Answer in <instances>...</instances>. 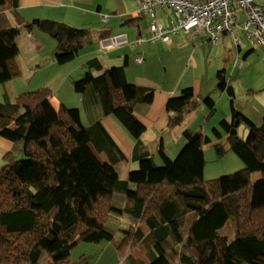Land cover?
<instances>
[{
  "label": "trees",
  "instance_id": "trees-1",
  "mask_svg": "<svg viewBox=\"0 0 264 264\" xmlns=\"http://www.w3.org/2000/svg\"><path fill=\"white\" fill-rule=\"evenodd\" d=\"M19 3L0 0V85L20 76V28L29 35L48 34L59 64L71 61L91 36L86 28L46 19L12 25ZM99 38L106 37L101 33ZM85 69L72 82L73 92L83 97L91 91L102 114L134 139L132 158L138 167L127 181L120 180L117 165L124 154L101 123L83 126L79 110L53 105L47 88L22 93L14 103L0 102V138L14 144L16 157H22L0 168V264H37L44 253L47 264H70L78 245L111 242L116 232L122 237L119 250L147 245L153 253L149 264H174L173 254L176 264H264V115L258 126L231 102L230 121L222 119L221 131L213 129L217 138L221 132L227 135V144L215 149L220 157L231 151L243 169L206 181L203 147L210 137L184 129L185 144L177 157L170 159L160 146V163H155L142 150L146 127L135 112L136 106L153 102L154 91L127 82L123 66L103 70L92 59ZM218 89L224 92L226 82L220 81ZM200 103L214 110V102L196 99L191 87L170 97L168 128L180 126ZM241 124L247 129L245 140L229 135ZM257 172L260 177L253 180ZM115 194L131 205L114 204ZM111 218H125L129 226L111 230L106 226Z\"/></svg>",
  "mask_w": 264,
  "mask_h": 264
},
{
  "label": "crops",
  "instance_id": "crops-1",
  "mask_svg": "<svg viewBox=\"0 0 264 264\" xmlns=\"http://www.w3.org/2000/svg\"><path fill=\"white\" fill-rule=\"evenodd\" d=\"M104 1L105 0H20L17 16L12 15L10 19L12 25L15 26H17L21 20L30 22L32 20L46 19L64 23L75 28H86L90 31L91 36L88 38L83 47L76 53V57L74 56L71 62L69 61L65 64H59L57 62L55 49L53 60L49 62V64L54 66L53 70L55 73H53L51 68V71L48 74H45L48 75L47 80L52 83V87H45L50 91V101L53 105L57 106L59 104H64L67 107H73L79 110L83 126L89 128L93 127L97 123H101L116 147L124 154V159L117 165V171L120 180L127 181L129 172L137 169L138 167L136 160L132 158L136 142L113 117L102 114L98 99L93 93H91V91H88L83 97L74 93L71 87L72 82L75 81V79H80L84 75L86 71L85 64L87 61L98 59L103 70L111 67L123 66L127 82L140 88L153 90V102L147 106H136L135 112L146 127V132L144 134L152 131L155 133L154 139L149 143L146 139L141 137L140 142L142 150L144 148L145 151L152 154L155 159V163L159 164L157 156L160 146L162 147V151L166 154V156H168L165 151V144L161 138L163 135H178L179 145L185 142L182 137V131L184 129L176 130L175 128H168V115L165 111L167 100L170 97L179 95L183 89L189 87L193 89L196 99L201 100L203 98L199 96L198 87L195 84L185 86L183 89L179 88L183 77H179L176 82L173 84L171 83V85L167 83L165 77H171L173 82V76L176 74L178 69L177 67H179V64H176L174 61V54L172 52L174 50L179 51L183 46L190 44L195 47L194 45L196 43H203L202 39H204L205 36L193 33L177 34L171 37L169 43H151L149 41L151 36L149 32L150 19L148 17H143L142 19H136L133 17V13L139 8L140 0H122L121 4H119L116 0H108L105 3ZM255 1L261 5L262 13L264 14V0ZM123 3L124 6H122ZM81 7H84L85 10L81 9ZM241 18L243 17L240 13V19ZM100 20H103V23ZM173 20V15L169 10L158 11L156 13L155 22L157 24H161L164 28H169ZM144 22H146V27L144 26ZM238 24L240 23L238 22ZM21 32H23L25 36L22 35L23 33ZM238 32H241V30L237 27L234 29L233 35L228 34L232 36V45L234 47L232 49L224 50L225 54H223L220 58L228 70H230V68H238L236 66L238 60L242 61L244 65V60L248 54L253 52L255 49L248 45L249 49L242 54L243 42L237 36ZM101 33H104V36L106 37L105 39L99 38ZM35 35L36 32L29 35L24 31V29L19 32L17 37L19 49L17 63L20 68V76L16 78V82L20 80L26 83L27 78H32V75L36 76L39 72H24L22 66L26 65V61L20 58L22 52L26 50L28 54L29 52L31 53V59L27 60V62L32 59L35 61L33 55L36 54L37 49L44 46L43 42H36V40H34ZM228 35H223L219 42H222L224 37L227 38ZM233 36L237 37L241 41L240 46L234 43ZM107 37H111L110 39L116 38L120 45L113 48L108 47L110 39L108 40ZM20 38L23 40L22 42L20 41ZM138 40H142V42L138 43ZM206 41L208 42L207 39ZM234 49H236V53ZM107 52H110L108 55L112 54L115 56L106 60V57H108L106 56ZM137 58H141L142 61L140 63L136 62ZM36 66L38 67L39 65L37 64ZM169 69L170 73H168ZM24 74L29 76L27 77V75ZM94 74H96V72ZM218 75L219 77H223L224 74L219 73ZM31 80H29V82ZM65 81L67 83L66 85ZM152 81L160 82L161 87L157 86V88H155V85L150 84ZM62 89L64 93L63 96L60 95V91ZM2 91L3 97L4 95L6 96L4 97V100L11 102L8 89ZM80 109H83V113ZM192 113L193 112L186 115H190ZM254 113L255 114L252 116V120L259 126L264 115V105L262 107H258V109H254ZM225 120L230 121V119L228 120L227 118ZM222 133L220 138L224 136L226 140L227 135ZM226 144L227 141L224 145ZM14 148V144L0 138V168L15 159L17 155L15 154ZM142 152L143 151H140V153ZM168 157L170 158V156ZM239 165V168L243 166L242 163ZM251 177L253 179H257L260 177V174L256 175L254 173ZM132 188L134 189V187ZM115 195L119 199V207L123 208L131 205L129 201L120 197L119 194ZM119 222L122 224V228L120 229H127L129 226V221L125 218H121ZM139 229L144 235L148 234V231L144 228V226L140 225ZM121 238L120 232H116L114 240L111 242L83 245L80 247V255L81 257L88 256L90 261H92V258H96L97 264H99L102 260L106 261L104 258L111 261L112 264L150 263V258L153 257V253L147 245H139L130 250L125 248L119 250L117 248V244ZM177 248L179 249L180 246H176V249ZM89 260L83 262L80 260L81 262L78 264H89Z\"/></svg>",
  "mask_w": 264,
  "mask_h": 264
},
{
  "label": "rangeland",
  "instance_id": "rangeland-1",
  "mask_svg": "<svg viewBox=\"0 0 264 264\" xmlns=\"http://www.w3.org/2000/svg\"><path fill=\"white\" fill-rule=\"evenodd\" d=\"M106 1L108 0H105L104 3ZM116 1H118L119 4L122 2V0ZM122 6H124V3ZM81 9H84V7H81ZM242 21L243 18L240 19L239 23L241 24ZM144 26L146 27V22H144ZM22 35L25 36L24 33ZM237 36L243 42V54L247 49H249V46L241 32H238ZM34 37L36 42H43L44 44V46L40 49H37L36 54L33 55L35 61L32 59L27 62V60L31 59V53L29 52L28 54L26 50L22 52L20 58L26 61V65L22 66L24 72H39L36 76L32 75V78H27L26 83L20 80L16 82V79H13L4 85H0L1 103L5 101L2 95V90L8 89L11 97L10 101L11 103H14L16 98L22 93L36 91L40 88H46L45 86L52 87V83L47 80L48 75L45 74H48L51 71V68L53 73H55L53 70L54 66L49 64V62L52 61L54 57V51L56 49L55 41L48 34L40 32H36ZM110 38L111 37H107L108 40ZM205 38L207 39L206 36ZM204 39H202L203 43H196L194 45L195 47L190 44L183 46L179 51L174 50L172 52L174 54V61L176 64H179V67H177L178 69L176 74L173 76V82L171 77L165 78L167 83L171 85V83H175L179 77H183L179 88L183 89L185 86L195 84L198 87L200 97H209L214 102V110H211L200 103L198 108L192 114L183 116L180 126L175 127L176 130L189 128L195 131H200L205 136L210 137V143L203 147V156L205 160L203 178L207 181L231 175L243 169L242 166L239 168L241 161L231 151L225 152V154L220 157L218 156L215 149V144H221V146L224 147L223 144L226 142V140L224 136H222V138H217L213 134V129L221 131L220 121L224 118H227L228 120L231 118V100L225 91L222 92L218 89V83L221 80H224L227 84V88H232L234 92V99L232 100L233 104L237 108L241 109L242 113L246 117L249 116L247 117L249 120L254 122L252 120V116L255 114L254 109H258V107H262L264 105V53L261 51V49L255 48L253 52L249 53L244 60V65L242 68H230V70H228L220 58L223 54H225L224 50L232 49L234 47L232 45V36L228 35L227 38L224 37L223 41L219 42L217 45L212 44L208 39V42L206 39ZM20 41L22 42L23 40L20 38ZM234 51L236 53V49H234ZM110 52L106 53V56H108L106 57V60L115 56L112 54L108 55ZM37 64L39 65L38 67L36 66ZM168 73H170V69ZM219 73L224 74L223 77H219ZM28 76L29 75H27V77ZM29 80L31 81L29 82ZM66 84L67 83L65 81V85ZM150 84L155 85V88H157V86L161 87V83L158 81H152ZM63 94L64 93L62 89L60 91V95L63 96ZM80 111L83 113V109H80ZM142 137L149 143L154 139L155 133L152 131L144 134ZM236 137L240 140L246 139L247 129L245 125L241 124L236 128ZM161 138L165 144V151L167 152L168 156L174 160L179 154V150L184 147L183 145L185 142L179 145L178 135L175 134H172L171 136L163 135ZM21 158L22 157L19 158L18 156L16 157V160H21ZM157 161L160 163V160ZM255 174L259 175V173ZM120 197L123 196L120 195ZM118 201L119 199L115 195L114 204H118ZM106 226L114 231L122 228V224L115 218H111ZM221 233L226 234V230H222ZM83 245L87 244H80V246L78 245L77 248H74L71 251L70 264H78L81 262L80 260H82V262L89 260L88 256L81 257L80 255V247ZM48 259L49 258L47 254L44 253L40 257L37 264H47L49 261ZM172 259L176 262L177 256L173 254ZM104 260L106 261L102 260L99 264H112L111 261L107 260L106 258H104ZM175 262L174 264L177 263ZM89 264H97L96 258H92V261L89 260Z\"/></svg>",
  "mask_w": 264,
  "mask_h": 264
},
{
  "label": "built area",
  "instance_id": "built-area-1",
  "mask_svg": "<svg viewBox=\"0 0 264 264\" xmlns=\"http://www.w3.org/2000/svg\"><path fill=\"white\" fill-rule=\"evenodd\" d=\"M171 11L174 20L169 28L155 22L158 11ZM240 13L243 21H240ZM136 19H150L149 41L169 43L177 34L204 35L214 45L223 35L232 34L235 28L243 33L251 48H259L264 53V14L261 5L255 0H140L139 8L133 13ZM240 46L241 41L233 36ZM142 40H138V43ZM120 45L117 39H110L108 47ZM141 58L136 62L140 63ZM238 68L243 62L238 60Z\"/></svg>",
  "mask_w": 264,
  "mask_h": 264
},
{
  "label": "water",
  "instance_id": "water-1",
  "mask_svg": "<svg viewBox=\"0 0 264 264\" xmlns=\"http://www.w3.org/2000/svg\"><path fill=\"white\" fill-rule=\"evenodd\" d=\"M226 94L231 100L234 99V92H233L231 87H228L226 89ZM229 135L230 136H236V127L235 126L230 130Z\"/></svg>",
  "mask_w": 264,
  "mask_h": 264
}]
</instances>
